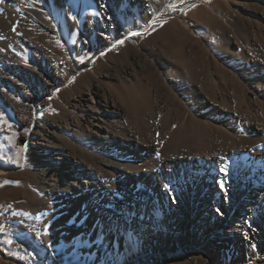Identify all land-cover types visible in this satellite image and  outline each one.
<instances>
[{"label":"bare ground","instance_id":"bare-ground-1","mask_svg":"<svg viewBox=\"0 0 264 264\" xmlns=\"http://www.w3.org/2000/svg\"><path fill=\"white\" fill-rule=\"evenodd\" d=\"M161 4L0 0V95L30 130L18 177L85 264H240L264 251V0L204 3L194 25Z\"/></svg>","mask_w":264,"mask_h":264},{"label":"rangeland","instance_id":"rangeland-1","mask_svg":"<svg viewBox=\"0 0 264 264\" xmlns=\"http://www.w3.org/2000/svg\"><path fill=\"white\" fill-rule=\"evenodd\" d=\"M161 3L166 14L175 19L184 14L187 18L185 22L191 25L195 24L194 19L187 13L193 8L205 7L204 3L214 8L220 7L216 0H161ZM199 11L202 13L203 10ZM147 29L149 27L146 23L143 28L132 26L124 30L126 32L112 43L110 53H117L128 38L141 40L148 34ZM57 55L63 59L60 53ZM95 57L96 52L88 55L82 52L78 64L89 65ZM72 68L70 65L66 66L68 70ZM3 90L10 93L7 89ZM29 131L25 123L11 111L6 96L0 95V259L8 264H45L46 259H49L48 264H85L80 258L61 249V242L54 239L44 225L47 213L36 210L31 205L32 201L42 196L41 193L33 188L27 178L18 177L25 161V146L22 141ZM172 251L174 252V249ZM263 253V250L254 249L246 262L240 264H261ZM115 264H160V261L156 255L147 254L132 263H127L124 258H118ZM220 264H232V257L224 258Z\"/></svg>","mask_w":264,"mask_h":264},{"label":"snow or ice","instance_id":"snow-or-ice-1","mask_svg":"<svg viewBox=\"0 0 264 264\" xmlns=\"http://www.w3.org/2000/svg\"><path fill=\"white\" fill-rule=\"evenodd\" d=\"M174 7V6H173ZM135 35V34H134ZM120 43H123V41H120ZM168 187V185H165V188H167ZM221 187L223 188V184H221ZM216 212L218 213V214H223L222 212H221V210L220 209H216ZM8 243H11V241H8Z\"/></svg>","mask_w":264,"mask_h":264}]
</instances>
